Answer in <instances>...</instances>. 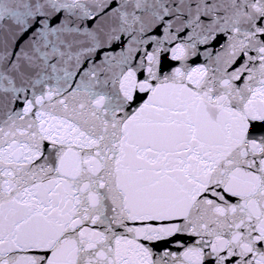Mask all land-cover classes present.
I'll list each match as a JSON object with an SVG mask.
<instances>
[{
  "label": "snow or ice",
  "instance_id": "obj_1",
  "mask_svg": "<svg viewBox=\"0 0 264 264\" xmlns=\"http://www.w3.org/2000/svg\"><path fill=\"white\" fill-rule=\"evenodd\" d=\"M0 264H264V0H0Z\"/></svg>",
  "mask_w": 264,
  "mask_h": 264
}]
</instances>
